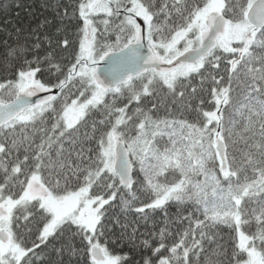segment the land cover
Here are the masks:
<instances>
[{"label": "snow or ice", "instance_id": "6c2138e0", "mask_svg": "<svg viewBox=\"0 0 264 264\" xmlns=\"http://www.w3.org/2000/svg\"><path fill=\"white\" fill-rule=\"evenodd\" d=\"M0 14V264H264V0Z\"/></svg>", "mask_w": 264, "mask_h": 264}, {"label": "trees", "instance_id": "16d2710c", "mask_svg": "<svg viewBox=\"0 0 264 264\" xmlns=\"http://www.w3.org/2000/svg\"><path fill=\"white\" fill-rule=\"evenodd\" d=\"M22 2L23 3H25V4H27V3H31V0H22ZM15 11H20L19 9H14L13 10V15H14V13H15ZM21 15H23V12L21 11ZM3 19V15L2 14H0V20H2Z\"/></svg>", "mask_w": 264, "mask_h": 264}]
</instances>
